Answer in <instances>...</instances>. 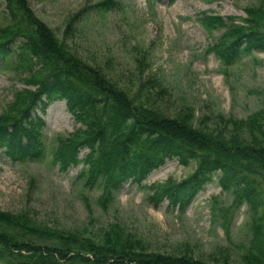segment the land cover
<instances>
[{
  "label": "trees",
  "instance_id": "16d2710c",
  "mask_svg": "<svg viewBox=\"0 0 264 264\" xmlns=\"http://www.w3.org/2000/svg\"><path fill=\"white\" fill-rule=\"evenodd\" d=\"M2 1L5 24L0 28V68L23 73L27 76L24 82L33 87L12 93L11 102L0 113V149L6 157L17 162L41 158L43 115L51 102L63 100L79 126L55 139L52 159L60 170L82 163L76 178L85 187L99 185L101 207L129 182L150 189L145 201L152 207L165 201L167 211L182 213L216 174L220 190L231 194L227 209L246 206L250 235L237 257L224 248L217 258L204 261L154 251L142 237L117 222L93 238L0 212V262L264 264V92L260 107L245 117L217 114L211 128L194 127L189 109L170 116L148 102L147 87L163 90L157 80L140 81L136 92L130 93L57 39L26 0ZM114 5L113 0H102L94 6L107 11ZM244 12L241 25L226 24L219 16L200 13L198 17L206 28L225 27V33L207 48L224 66L264 49V0ZM74 17L64 35L71 32ZM81 149L86 152L79 159ZM173 158L182 165L193 161V171L178 181L142 184L152 170ZM215 201L212 197L211 207Z\"/></svg>",
  "mask_w": 264,
  "mask_h": 264
},
{
  "label": "rangeland",
  "instance_id": "374dc122",
  "mask_svg": "<svg viewBox=\"0 0 264 264\" xmlns=\"http://www.w3.org/2000/svg\"><path fill=\"white\" fill-rule=\"evenodd\" d=\"M26 1L57 39L125 90L133 93L140 81L157 80L163 90L147 87L148 102L170 116L189 109L194 127L211 128L217 114L243 118L261 105L264 49L224 66L207 48L225 33V27L206 28L198 20L201 13L241 25L244 9L256 6L258 0H113L115 5L107 11L94 6L102 0ZM73 17L72 33L67 30L64 35ZM4 24L0 0V28ZM25 78L23 73L0 68V113L11 102L12 93L33 89ZM43 122L45 149L38 160L11 161L0 149V212L93 238L117 222L154 251L196 260L217 258L224 248L235 258L246 247L250 235L246 206L227 209L231 194L220 190L216 174L182 213L167 211L165 201L152 207L145 201L150 189L129 182L103 208L98 203L99 185L85 187L76 178L82 163L60 170L52 159L55 139L79 126L63 100L47 106ZM85 152L81 149L78 158ZM193 168V161L182 165L175 158L166 160L142 184L178 181ZM212 197L215 207H211Z\"/></svg>",
  "mask_w": 264,
  "mask_h": 264
}]
</instances>
